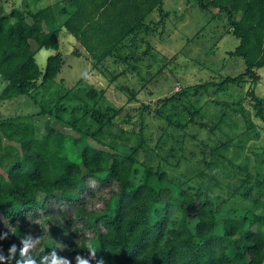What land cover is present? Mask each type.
<instances>
[{"label": "trees", "instance_id": "obj_1", "mask_svg": "<svg viewBox=\"0 0 264 264\" xmlns=\"http://www.w3.org/2000/svg\"><path fill=\"white\" fill-rule=\"evenodd\" d=\"M194 1L211 18L224 17L226 30L237 38L227 53L239 56L243 68L218 81L195 83L192 93L207 85L255 82V68L264 65V0ZM53 2L33 8L23 0L24 9L7 11L0 4L1 99L18 94L34 99V89L55 77L62 64L60 29L103 71L105 58L138 60L122 50L138 39L145 46L141 54L147 52L151 45L139 32H151L168 14L163 0H60L57 7ZM152 10L156 19L148 18ZM29 40L35 49H53L42 68ZM183 92L139 108L158 113ZM245 93L254 114L264 119L262 97L252 86ZM86 94L92 97L95 89ZM88 108L83 106L80 116L89 112L95 132L114 123L118 108ZM66 110L57 99L35 114L0 117V264H264V177L255 180L246 208L221 215L218 202L191 191L165 169L137 160L134 147L95 146L74 119L64 120L73 133L54 127ZM141 123L139 117L138 128ZM187 204L194 205L193 219Z\"/></svg>", "mask_w": 264, "mask_h": 264}, {"label": "rangeland", "instance_id": "obj_2", "mask_svg": "<svg viewBox=\"0 0 264 264\" xmlns=\"http://www.w3.org/2000/svg\"><path fill=\"white\" fill-rule=\"evenodd\" d=\"M27 1L36 8L54 0ZM0 4L5 11L10 6H27L23 0H0ZM162 8L168 11L163 24L156 23L147 34L139 32L151 45L147 52L141 54L144 42L135 39L134 47L122 52L139 59L105 58L100 64L103 71L92 67L82 50L70 52V35L59 31L62 64L58 73L34 89V99L23 94L0 98V117L35 114L40 105L46 107L59 99L67 110L60 112V122L52 123L57 129L73 133L64 120L74 119L91 133L86 139L95 146L122 151L134 147L137 160L165 169L191 191L206 193L219 203L221 215L238 214L250 204L255 180L264 177V119L254 114L245 93L252 86L262 97L264 116V65L255 68V82L246 79L238 84L207 85L192 93L195 83L218 81L242 70V59L227 53L237 38L226 30L223 16L211 18L194 0H163ZM148 18L156 19V10ZM29 43L42 68L53 49H35V43ZM4 82L0 77V89ZM90 88L95 89L92 97L86 94ZM182 90L160 106L158 113L139 108L141 104L151 108L158 98ZM73 106L77 108L70 112ZM83 106L99 111L105 106L118 108L111 117L114 123L95 132L97 123L89 112L80 116ZM46 117L53 121L51 115ZM35 122L40 126L42 116H36ZM185 211L193 219L194 205L187 204Z\"/></svg>", "mask_w": 264, "mask_h": 264}, {"label": "crops", "instance_id": "obj_3", "mask_svg": "<svg viewBox=\"0 0 264 264\" xmlns=\"http://www.w3.org/2000/svg\"><path fill=\"white\" fill-rule=\"evenodd\" d=\"M56 1L60 4V2H59L60 0H56ZM59 31H61L60 35L61 34H66L68 36L70 35V37H68V40H71L70 41V44L72 45V48H71V51L70 52L73 53V49L74 48H76L78 51H81L82 50L84 52V50L82 49L81 44L75 39V37H73L69 32H67L64 29H60ZM58 42H59V36H58Z\"/></svg>", "mask_w": 264, "mask_h": 264}]
</instances>
